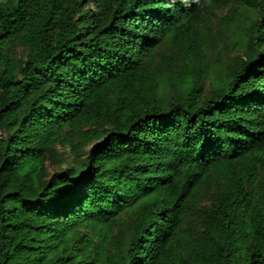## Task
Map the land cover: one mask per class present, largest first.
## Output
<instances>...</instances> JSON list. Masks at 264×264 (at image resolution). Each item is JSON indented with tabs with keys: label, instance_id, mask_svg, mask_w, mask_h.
<instances>
[{
	"label": "trees",
	"instance_id": "trees-1",
	"mask_svg": "<svg viewBox=\"0 0 264 264\" xmlns=\"http://www.w3.org/2000/svg\"><path fill=\"white\" fill-rule=\"evenodd\" d=\"M229 5L257 17L247 55L206 96L201 29ZM57 144L74 157L48 175ZM258 167L264 0H0V264H264ZM210 178L225 191L184 254L186 212Z\"/></svg>",
	"mask_w": 264,
	"mask_h": 264
},
{
	"label": "rangeland",
	"instance_id": "rangeland-1",
	"mask_svg": "<svg viewBox=\"0 0 264 264\" xmlns=\"http://www.w3.org/2000/svg\"><path fill=\"white\" fill-rule=\"evenodd\" d=\"M256 17L255 11L241 5H229L222 9H214L207 15L206 24L201 29L204 39L202 67L205 68V73L200 75L198 80V83L204 85L206 96L210 93V80L223 76L225 65L232 58L247 55L246 37L244 36L245 27ZM161 51L168 53L169 47L163 46ZM5 54L17 70L18 66L26 60L27 47L16 42L7 46ZM169 77L168 74H165L161 79L162 91L166 98L170 97L173 93V89L169 85ZM92 144L93 142L82 145L78 152L81 155H85ZM55 150L60 155V163L54 162L48 156H45L43 159V165L48 175L54 171L63 169L66 162L71 161L74 157V152L68 145L57 144ZM257 176L259 183L264 178V167L257 168ZM259 187L260 185H254L253 188H255V191H258ZM249 188H252L251 185ZM224 191V185H221V182L214 178L207 179L200 187L191 203L190 209L186 212L182 230L179 234V241L184 254L192 245H196L202 239L204 225L198 212L209 208L216 195ZM117 232L118 228H113L112 233L116 234ZM122 241L123 244H126L128 241V235L124 231Z\"/></svg>",
	"mask_w": 264,
	"mask_h": 264
}]
</instances>
